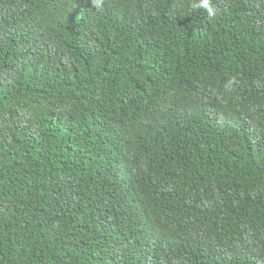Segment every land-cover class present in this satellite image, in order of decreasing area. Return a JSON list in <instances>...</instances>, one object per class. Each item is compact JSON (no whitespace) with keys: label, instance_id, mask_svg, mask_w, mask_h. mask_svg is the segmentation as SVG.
Wrapping results in <instances>:
<instances>
[{"label":"trees","instance_id":"trees-1","mask_svg":"<svg viewBox=\"0 0 264 264\" xmlns=\"http://www.w3.org/2000/svg\"><path fill=\"white\" fill-rule=\"evenodd\" d=\"M193 2L0 0V264H264V0Z\"/></svg>","mask_w":264,"mask_h":264},{"label":"clouds","instance_id":"clouds-1","mask_svg":"<svg viewBox=\"0 0 264 264\" xmlns=\"http://www.w3.org/2000/svg\"><path fill=\"white\" fill-rule=\"evenodd\" d=\"M103 2L104 0H91L92 6L97 9H100L102 7ZM190 6L194 10H204L205 12H207L210 19H214L217 12L219 11L218 7L213 4L212 0H198V2H193ZM236 83H238V81L235 77H233L229 84L226 85V87L231 89L232 85Z\"/></svg>","mask_w":264,"mask_h":264}]
</instances>
